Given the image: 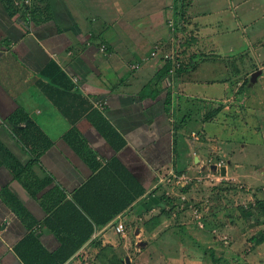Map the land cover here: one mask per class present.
<instances>
[{"label":"crops","instance_id":"0c3cea01","mask_svg":"<svg viewBox=\"0 0 264 264\" xmlns=\"http://www.w3.org/2000/svg\"><path fill=\"white\" fill-rule=\"evenodd\" d=\"M251 1L185 0L183 6L184 0H48L51 19L27 22L21 14L29 17L31 6L12 16L0 0V264H25L15 251L30 233L17 212L19 204L38 222L34 232L51 252L62 239L86 236L87 223L77 219L65 201L55 205L60 206L55 228L44 222L49 217L45 207L60 197L47 196L52 188L58 187L74 203L73 194L94 174L64 139L72 127L86 138L102 167L116 158L145 193L113 221L95 229L66 264H88L89 254L97 257L100 246L90 245L93 239L117 248L113 235L128 236L126 229L117 231L118 223L148 206L162 187L171 189L168 176L184 184L190 173L207 165L215 172L212 165L217 164L206 157L205 134L201 132L205 138L201 141L196 131L186 132L195 118L187 91L219 81L227 89L226 57L241 58L259 49L264 9ZM170 62L185 68L165 73ZM195 94L207 100L201 92ZM19 108L53 139V147L38 158L8 121ZM94 110L126 140L121 151L95 127L90 119ZM185 110L192 113L183 115ZM208 112L204 107L199 111L203 124L215 118ZM217 167L219 171L223 166ZM241 167L235 164L231 169L236 179L257 181L264 176L258 169L240 173ZM121 175L127 178L126 173ZM47 179L52 183L40 189ZM124 184L121 178L113 190H124Z\"/></svg>","mask_w":264,"mask_h":264},{"label":"rangeland","instance_id":"374dc122","mask_svg":"<svg viewBox=\"0 0 264 264\" xmlns=\"http://www.w3.org/2000/svg\"><path fill=\"white\" fill-rule=\"evenodd\" d=\"M183 3L185 6V0ZM251 3L264 9V0ZM258 44L259 49L241 58L226 57L230 69L227 89L219 81L187 91L194 102L188 108L195 118L188 122L186 132L196 131L201 141L203 132L209 145L207 159L229 167V175L212 172L207 165L201 172L190 173L184 184L168 176L171 189L162 187L150 197L148 206L125 220L128 236L113 235L117 245L113 252L124 264L127 257L131 264H264V242L252 240L253 236L264 238V176L257 181L239 180L231 174L235 164L242 166L238 172L243 174L264 170V38ZM239 51L243 48L235 52ZM258 70L263 73L250 86V78ZM198 91L207 100L197 98ZM202 107L214 120L203 124L202 115L199 117ZM161 213L162 222H152ZM86 262L109 264L91 254Z\"/></svg>","mask_w":264,"mask_h":264},{"label":"trees","instance_id":"16d2710c","mask_svg":"<svg viewBox=\"0 0 264 264\" xmlns=\"http://www.w3.org/2000/svg\"><path fill=\"white\" fill-rule=\"evenodd\" d=\"M4 1L7 10L12 16L19 13L17 9L20 8H16L17 6H14L11 0ZM29 13V17L25 14H21L27 22L36 20L45 22L52 17L48 0H33L29 8ZM173 67L174 69H178L170 62L165 67L164 72L169 73ZM179 67L178 70L181 71L185 68V65L182 64V66ZM155 94L157 95V92H155ZM168 103L170 105V100ZM91 115L90 119L95 127L103 134L117 152L121 151L126 144V140L123 136L106 120L103 113L94 110ZM208 115L213 116L210 112ZM8 121L15 127V131L21 134L20 136L23 138L22 141L25 146L28 147L31 152L33 151L35 153L36 158L53 147V139L35 121L30 119L23 109L19 108ZM26 122H28L26 127L19 128V125ZM64 139L75 152L90 165L94 174L73 194L74 203L67 200L65 197L66 195L59 192L60 190L58 187L52 188V190L47 193V196L51 197L59 193L60 197H55L57 198L55 200L56 202L51 206L45 207L49 217H47L44 222L50 227L55 228L53 225L54 218H57L56 213L60 207L56 208L57 206L55 205L65 201L64 204L70 205L74 210V216L87 223L88 232L81 240L62 239L60 247L51 252L39 241L37 234L34 232V227L38 222L33 218L27 208L19 204L17 212L30 229V233L16 245L15 251L25 264H66L80 248L90 240L95 229L102 228L113 221L117 215L128 209L145 193V189L141 184L116 158L110 166L102 167L101 163L96 159L95 152L91 149L88 141L78 128L72 127L69 129L64 134ZM123 172L127 174V178L122 177L121 174H123ZM121 178L126 184H124V190H113L116 188V184L121 181ZM51 183L52 180L47 179L41 184L40 189H44ZM162 217V213L158 214V216L152 218V222L155 221L156 224H159L163 220ZM252 240L256 241L258 244L264 242V238L258 239L257 236H253ZM90 245L96 247L100 246V251L97 256L98 259L108 261L109 264H124L121 257H118L117 254L113 252L115 249L110 248V245L103 247L101 246V242L97 239H93Z\"/></svg>","mask_w":264,"mask_h":264},{"label":"water","instance_id":"95a60500","mask_svg":"<svg viewBox=\"0 0 264 264\" xmlns=\"http://www.w3.org/2000/svg\"><path fill=\"white\" fill-rule=\"evenodd\" d=\"M262 73H263V70H258L252 74V76L250 78V86H253L256 84L259 76L262 75ZM197 161H199V160H197ZM212 170L217 171L218 170L217 165H212ZM220 172H221V175L226 176L227 175V167L226 166L221 167ZM144 245H145V243H144ZM125 262H126V264L132 263V261L129 257L126 258Z\"/></svg>","mask_w":264,"mask_h":264},{"label":"built area","instance_id":"2783aa9c","mask_svg":"<svg viewBox=\"0 0 264 264\" xmlns=\"http://www.w3.org/2000/svg\"><path fill=\"white\" fill-rule=\"evenodd\" d=\"M12 2H13V4L15 6H17L19 8H24L26 6H31V0H12ZM170 23H172V21ZM104 49H105V47H104ZM158 49L159 48L157 47V51L152 53L153 56L157 55ZM166 57H170V56L166 55ZM219 168H220V166H219ZM125 229H126L125 224L122 221H120L118 223V225H117V231L120 232V233H123L125 231Z\"/></svg>","mask_w":264,"mask_h":264}]
</instances>
